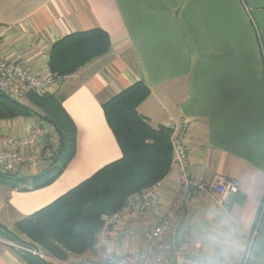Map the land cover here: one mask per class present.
Here are the masks:
<instances>
[{
    "label": "crops",
    "instance_id": "crops-1",
    "mask_svg": "<svg viewBox=\"0 0 264 264\" xmlns=\"http://www.w3.org/2000/svg\"><path fill=\"white\" fill-rule=\"evenodd\" d=\"M94 28L108 34V53L48 91L63 98L77 131L76 153L43 188L11 189L0 180V225L11 229L121 158L101 105L142 82L150 95L137 112L151 127L189 123L188 173L203 182L221 175L239 186L223 208L214 207L212 192L194 197L162 247L184 243L198 257L186 264H264V0H0V56L41 78L50 76L56 41ZM34 126L44 127L54 154L56 134L34 117L0 120V135L24 137ZM48 167L42 161L18 176L30 181ZM174 172L160 182L154 204L140 210L135 202L116 235L75 264H104L111 250L139 251L142 232L179 191ZM5 242L0 238V264H21Z\"/></svg>",
    "mask_w": 264,
    "mask_h": 264
},
{
    "label": "trees",
    "instance_id": "trees-1",
    "mask_svg": "<svg viewBox=\"0 0 264 264\" xmlns=\"http://www.w3.org/2000/svg\"><path fill=\"white\" fill-rule=\"evenodd\" d=\"M110 38L99 28L75 32L56 41L49 50L48 70L57 80L108 53ZM150 95L149 88L136 82L104 102L105 121L121 152L111 162L55 201L16 221L11 229L0 225V238L36 250L47 258L67 262L91 251L104 225L102 217L122 210L132 195L151 189L171 170V132L164 126L151 127L137 112ZM24 102L0 92V120L34 117L50 126L58 146L49 167L30 181L16 174H0L9 188L40 189L53 183L76 153V127L56 94H24ZM21 264H51L28 251L6 245Z\"/></svg>",
    "mask_w": 264,
    "mask_h": 264
},
{
    "label": "built area",
    "instance_id": "built-area-1",
    "mask_svg": "<svg viewBox=\"0 0 264 264\" xmlns=\"http://www.w3.org/2000/svg\"><path fill=\"white\" fill-rule=\"evenodd\" d=\"M2 32H0V38ZM57 83L58 80L52 75L46 78L38 77L26 71L16 61H7L0 56V92L11 100L23 99L27 91L43 95L48 93L49 89L56 86ZM165 128L171 132L170 145L173 155L171 168L173 167L175 170L179 191L159 222L142 232L141 237L144 245L139 251L122 255H118L113 250L107 251L105 264H139L148 259H152L155 264H167L170 261H173L174 264H186L192 256L198 260L196 255L187 251L184 243L173 246L174 257H171V251L166 249L165 251L162 247L166 241L174 239L175 225L181 212L194 197L206 196L209 192H212L214 207L223 208L227 199L239 191L237 181L221 175L214 176L209 182H203L192 177L188 173L189 161L184 144L189 123L186 121L177 123L170 120ZM46 134L44 127L34 126L30 133L24 137L0 135V171L3 174L19 175L21 171H28L42 161L50 162L53 152L49 148ZM159 188L160 182L154 185L146 195L132 196L126 206L116 214L111 217H102L104 225L100 231L101 237H99L97 244L107 243L108 237L116 235V230L121 228L132 215V207L135 202H140V210H145L154 204ZM252 233L254 237L255 231L253 230ZM5 243L18 250L28 251L48 260L39 251L30 250L10 242ZM49 261H53L52 264H63L53 259H49Z\"/></svg>",
    "mask_w": 264,
    "mask_h": 264
},
{
    "label": "rangeland",
    "instance_id": "rangeland-1",
    "mask_svg": "<svg viewBox=\"0 0 264 264\" xmlns=\"http://www.w3.org/2000/svg\"><path fill=\"white\" fill-rule=\"evenodd\" d=\"M19 102H24V99L23 100H21V101H19ZM46 140H47V138H46ZM2 172L0 171V174H1ZM17 175V174H16ZM80 184V183H79ZM97 240H99V236L97 237ZM97 244V243H96ZM176 245V244H175ZM96 246V245H95ZM165 250V249H164ZM166 251V250H165ZM171 257H174V253H173V250H171ZM49 259L50 258H48V262H50L49 261ZM77 261V259L76 258H70L69 260H68V262H62L63 264L64 263H68V264H75V261ZM104 260V264H105V259H103ZM70 261V262H69ZM97 262V264H102V263H100V261H96ZM51 264L53 263V261L52 262H50Z\"/></svg>",
    "mask_w": 264,
    "mask_h": 264
}]
</instances>
